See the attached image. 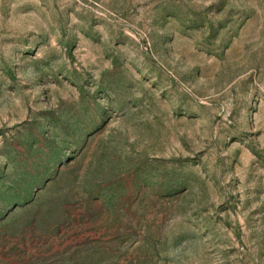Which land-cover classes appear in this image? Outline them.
Instances as JSON below:
<instances>
[{
	"label": "rangeland",
	"instance_id": "374dc122",
	"mask_svg": "<svg viewBox=\"0 0 264 264\" xmlns=\"http://www.w3.org/2000/svg\"><path fill=\"white\" fill-rule=\"evenodd\" d=\"M0 264H264V0H0Z\"/></svg>",
	"mask_w": 264,
	"mask_h": 264
}]
</instances>
